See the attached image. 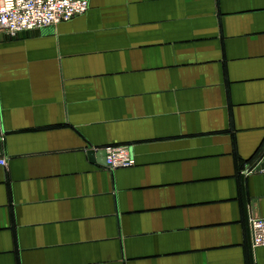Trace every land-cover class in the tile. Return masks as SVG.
Segmentation results:
<instances>
[{
	"label": "crops",
	"instance_id": "0c3cea01",
	"mask_svg": "<svg viewBox=\"0 0 264 264\" xmlns=\"http://www.w3.org/2000/svg\"><path fill=\"white\" fill-rule=\"evenodd\" d=\"M263 148L264 0H90L1 35L0 264H264Z\"/></svg>",
	"mask_w": 264,
	"mask_h": 264
},
{
	"label": "built area",
	"instance_id": "2783aa9c",
	"mask_svg": "<svg viewBox=\"0 0 264 264\" xmlns=\"http://www.w3.org/2000/svg\"><path fill=\"white\" fill-rule=\"evenodd\" d=\"M90 0H0V36L19 38L35 34L48 27L70 22L88 12ZM105 152V167L110 171L136 165L126 146H108L96 149ZM7 166L6 159L0 160ZM251 244L264 248V218L249 217Z\"/></svg>",
	"mask_w": 264,
	"mask_h": 264
},
{
	"label": "water",
	"instance_id": "95a60500",
	"mask_svg": "<svg viewBox=\"0 0 264 264\" xmlns=\"http://www.w3.org/2000/svg\"><path fill=\"white\" fill-rule=\"evenodd\" d=\"M21 37H23V36H21ZM91 154H93V153H91ZM263 155H264V148H263L259 158H261ZM99 156L103 158V163L105 164V152L104 151H100ZM248 172L249 171H246V173H248Z\"/></svg>",
	"mask_w": 264,
	"mask_h": 264
}]
</instances>
